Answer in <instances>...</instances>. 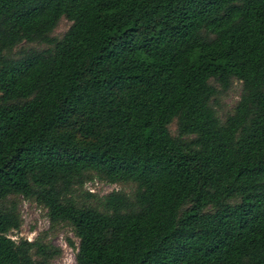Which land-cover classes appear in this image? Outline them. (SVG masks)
I'll use <instances>...</instances> for the list:
<instances>
[{"label": "trees", "instance_id": "trees-1", "mask_svg": "<svg viewBox=\"0 0 264 264\" xmlns=\"http://www.w3.org/2000/svg\"><path fill=\"white\" fill-rule=\"evenodd\" d=\"M17 196L73 264H264V0H0V264H48Z\"/></svg>", "mask_w": 264, "mask_h": 264}, {"label": "rangeland", "instance_id": "rangeland-1", "mask_svg": "<svg viewBox=\"0 0 264 264\" xmlns=\"http://www.w3.org/2000/svg\"><path fill=\"white\" fill-rule=\"evenodd\" d=\"M69 25L70 22L66 18L61 17L51 31L50 36L55 38L61 37ZM45 47L46 45L43 44L25 43L16 46L12 52H14V55H17L22 50L41 49ZM215 87L219 89L217 85ZM239 93L240 84L236 80H232L227 90H219L214 96L212 105L220 119H223L231 112L239 98ZM174 122L172 121L169 125V131L172 135L175 134ZM131 188L127 184H107L98 179H92L83 186L84 190H89L97 196H101L111 190L128 192ZM14 201L16 202L19 213L20 224L16 230L9 231L7 235L14 241H17L19 238L26 239L27 241L38 239L42 243L57 248L59 253L53 256L48 261V264H73L77 238L72 233L70 226L66 223H59L50 227L45 210L34 201L24 199L20 196L15 197ZM67 240L72 241L73 246H70Z\"/></svg>", "mask_w": 264, "mask_h": 264}]
</instances>
